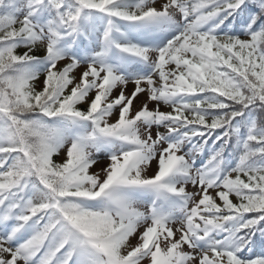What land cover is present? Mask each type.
I'll use <instances>...</instances> for the list:
<instances>
[{
  "label": "snow or ice",
  "instance_id": "snow-or-ice-1",
  "mask_svg": "<svg viewBox=\"0 0 264 264\" xmlns=\"http://www.w3.org/2000/svg\"><path fill=\"white\" fill-rule=\"evenodd\" d=\"M0 264H264V0H0Z\"/></svg>",
  "mask_w": 264,
  "mask_h": 264
}]
</instances>
